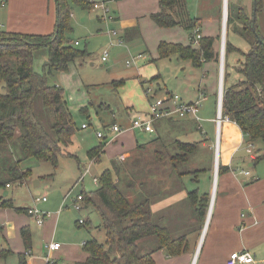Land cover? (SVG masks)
Instances as JSON below:
<instances>
[{"label": "trees", "instance_id": "1", "mask_svg": "<svg viewBox=\"0 0 264 264\" xmlns=\"http://www.w3.org/2000/svg\"><path fill=\"white\" fill-rule=\"evenodd\" d=\"M252 1H255L257 14L262 8V0ZM54 2L56 24L51 34L0 32V82L4 91L0 93V172L6 175L0 178V189L5 190L11 183L22 184L26 181L29 170L21 169V163L25 160L34 158L49 162L56 168L59 157H74L67 148L72 145L77 126L64 100L63 90L58 86H49L47 76L52 72H67L70 63L87 56L86 51L78 50L65 35L71 31L69 20L72 8L93 10L94 3L89 0ZM158 4L159 11L150 16L153 23L161 29L180 27L189 37L188 45L161 41L157 47L158 59L175 56L178 61H189L195 68L201 67L203 62H218V54L213 50L215 38L201 37L198 21L190 17L185 0H158ZM252 8L248 13L245 8L235 7L228 2L221 114L223 119L233 122L241 130L246 144L256 147L254 161L257 163L264 158V38L256 21L252 30ZM196 28L200 39L195 45ZM230 33L246 42L247 51L231 44ZM39 48L48 51L42 73L34 72L32 68L33 53ZM233 53L238 58L231 67L228 59ZM38 97L52 117L48 125L35 112L34 104ZM157 147L154 150L155 162L157 165L168 162L179 182V176L184 175H179V165L189 161L197 150V143H183L174 139L170 144L171 151L160 141ZM102 148L103 144H100L89 150V160L99 159ZM137 148L140 150L145 146ZM111 166L98 176L96 189L81 192L83 202L93 206L100 216L105 242L94 239L86 241L83 251L87 258L75 264H154L152 255L158 250H164L169 257L185 253V237H173L170 230L154 220L151 213V205L161 199L159 183H137L135 177H142L146 171L127 170L122 162L112 161ZM123 172L131 174L126 190L132 191L141 186L142 196L146 191L143 198L130 201L120 189L118 176ZM187 198L195 206L198 221L202 222L208 196H199L194 190L188 192ZM0 201V208H13L11 200ZM14 210L28 213V209ZM20 234L25 247H28V229L22 228ZM19 264H24L22 255H19Z\"/></svg>", "mask_w": 264, "mask_h": 264}, {"label": "rangeland", "instance_id": "2", "mask_svg": "<svg viewBox=\"0 0 264 264\" xmlns=\"http://www.w3.org/2000/svg\"><path fill=\"white\" fill-rule=\"evenodd\" d=\"M200 3H198L199 12L203 9ZM230 3L235 7L243 6L248 13L251 11L250 0H230ZM4 10L0 6V22L2 23L5 16ZM108 15L112 16L111 10ZM263 18L264 0H262L260 13L256 14V21H261ZM69 25L71 31L65 35V38L72 45L77 42L76 48L80 51H86L87 56L70 63L67 72L49 74L47 83L49 86H58L63 90L64 100L76 123L77 131L73 137L72 145L67 148V151L74 157H59L56 168L49 162L38 161L34 158L25 160L21 163V169L23 171L29 170V177L26 181L22 184L11 183L5 190L0 189V200L13 201V208L0 210V225H5L7 222L4 215L7 210L13 217L17 214L29 218L22 212H16L14 208L37 207L39 209L46 207L50 209L58 206L67 194L70 195L63 204L66 205V208L61 213L60 230H58L56 241L52 239L40 240L42 249H46V246L52 242H59L64 248L63 241L65 242L67 239L74 245L78 243L74 246V248L77 247V250L81 249L82 242L91 238H95L100 243L105 242V231L101 227L100 216L93 206L89 205L86 210L79 212L72 207L73 199L82 192L81 189L83 188L84 192L96 189L97 186L94 184L93 178H98L104 170L112 167L107 155H102L99 162H93L91 165L87 156L90 149L106 141L96 137L97 132L108 135V132L103 130V124L111 126L115 122L122 127L128 126L129 120L133 119L135 114L144 112L149 96L156 95L157 98H164L168 95L166 93H170L179 98L199 102L198 117L200 120L193 122V131L183 140L200 142L207 137H213L215 129L214 123H211L209 119L214 116L215 106H217L215 105L216 97L210 91V78H207L206 69L203 65L194 69L189 63L178 62L175 56L168 59H158L156 49L158 43L156 41L153 42L151 38L146 39V37V40L143 41L142 38H137L138 34L131 41H125L123 36L125 27L120 22L104 20L101 10H82L73 7ZM211 27L207 23L205 29L211 30ZM133 28L137 29V26L135 25ZM140 28L141 30L145 29V25H140ZM140 28H138L139 31ZM161 31H163L162 40L166 42L189 43L188 33L180 27ZM229 41L242 51L248 49L246 42L234 33L229 34ZM105 53H107L105 61H102ZM139 54L143 56V59L138 60ZM47 58L48 51L46 48H39L34 51L32 63L34 72H43V65ZM237 58L235 53L230 55L228 62L231 67L236 64ZM127 62L130 64L127 65ZM3 92V83L0 82V93ZM128 107L132 111L130 118L126 114ZM34 109L38 118L45 125L52 121L48 110L41 105L39 97L35 100ZM82 124H87L89 127L81 129ZM199 127H202L203 133H207L206 137L200 134ZM176 133V131H172L168 137H163L160 140V143L166 145L169 151H171L170 144L177 137ZM135 135L139 143L153 138L152 135L139 131H135ZM210 140L213 141L212 138ZM156 148H158L156 145L149 146V148L145 146V148L131 152L121 162L127 170L131 168V171L135 170V172L136 169L146 171L142 177H135L137 183L141 181L148 182L147 184L150 182L159 183L160 191H162H159L161 198H166L168 197L166 195H172L179 190V182L176 173L173 172L168 162L157 165L154 159ZM116 161L118 160L116 159ZM132 164L133 166H131ZM125 165H128L129 168ZM88 166L89 172L84 176L81 185L79 182L80 174H83ZM191 168L193 169L188 163L179 167V171L184 172ZM130 176L131 174L128 172H123L118 176L119 187L130 201H138L145 196L146 191L143 192V196L141 195L143 191L141 186H137L132 191H127L126 184ZM4 177L6 175L0 172V178ZM132 177L134 176L132 175ZM37 182L39 185H36ZM4 191L8 192L6 196L3 195ZM42 196H46V203L36 201ZM48 213L51 215L50 212ZM189 213L191 212L188 210L184 218L189 217L191 215ZM153 215L154 220L166 226L173 237H178L181 234H186L189 240L194 237L192 234L193 225H191L193 222L191 223L186 219L185 224L189 225L179 226V202ZM79 218L87 220L88 223L81 230H76L74 221ZM63 223L69 225L70 231L72 229L78 231L77 236L61 231ZM29 224L35 234H39L40 231L37 230L32 219ZM1 241L2 236L0 234ZM1 246L4 247L3 244Z\"/></svg>", "mask_w": 264, "mask_h": 264}, {"label": "crops", "instance_id": "3", "mask_svg": "<svg viewBox=\"0 0 264 264\" xmlns=\"http://www.w3.org/2000/svg\"><path fill=\"white\" fill-rule=\"evenodd\" d=\"M89 1L103 3L109 9V12L110 10L112 11V16L106 15L105 17L102 16V18L104 20L120 22L125 27L123 29L125 41H131L137 34V38H142L143 41L148 38H151L153 42L156 41L158 44L164 41L162 40L163 31H161L163 29L158 28L150 17L153 13L159 11L158 0ZM185 1L190 17L198 21L197 25L199 26L201 37L215 38L213 50L218 54V62H203L202 65L206 69L207 78H210V91L215 95V105L218 106L221 54H223V74L225 62V42L224 47L222 48L221 46L222 27L225 10L227 11L230 0ZM199 2H201L202 8L205 9L204 12L203 9L199 12ZM250 3L251 10L253 1L250 0ZM196 6L197 8H195ZM239 7L244 8L243 6ZM2 8L5 9V16L3 23L0 22V32L49 35L54 31L56 24V6L54 0H6V4ZM256 22L258 30L264 38V18ZM207 23L212 26L211 30H208L209 28L205 29ZM142 24L145 25V29L143 30L140 28ZM135 25L137 29L140 28V31L133 28ZM226 36L227 29H225V41ZM73 45L76 47L78 43L75 42ZM105 54L107 55V53ZM139 59H143V56L141 55ZM178 62L181 63V61ZM184 62L192 66L189 61ZM192 68L198 69L193 66ZM222 88L221 91L223 92ZM166 95L170 96L172 94L166 93ZM154 96L156 97V95ZM180 99L185 103L198 102L197 100L192 101L181 97ZM150 102L151 96H149L146 108L143 110L144 112L135 115H145ZM217 106H215L214 116L209 119L215 125L214 136L207 137L200 142L183 140L193 131L192 124L196 120L191 118L161 119L153 122V131L147 133L148 135H152L153 138L142 143L136 140L135 131L137 130H132L130 127L134 118L130 119L129 125L127 124L128 126L125 127L115 122L111 126L103 124V130L108 132V135L103 133L102 138L96 136L98 139L106 141L103 142L99 159L96 158L98 159L97 161L90 160V165L93 162H99L102 155L108 156L110 164L112 161H116V159L119 162L124 161L126 156L131 152L138 151L137 147L139 146H147L148 148L149 146H158V142L163 137H168L172 131L177 132L175 139L180 142L197 143L196 152L185 163H190L193 169L191 168L184 172L179 171V175L184 174L179 176V192L166 198H161L151 205V213L157 214L179 202V226L189 225L185 224L186 219L191 221V223L193 222L191 225H193L192 234L194 237L189 240L186 234H181L180 236H184L186 239L187 251L177 257H169L164 250H158L152 255L154 264H226L228 256L237 251H247L253 256L255 264H264V158L257 163H255V159L252 160L250 158V154L247 153L248 144H246L245 136L233 122L222 119L219 128L216 127ZM126 114L130 118L132 114L130 107L126 108ZM198 120H200L199 117ZM113 125L119 126L121 131L113 133L110 130ZM81 129L86 128L81 127ZM199 131L204 137L207 136L206 132H202V127H199ZM255 148L254 146L251 149V153L256 157ZM185 164H181L179 167ZM198 170L204 171L198 173ZM244 172H248V174H244ZM36 185H39V182ZM81 190L83 191L84 189L82 188ZM194 190H197L199 196H208V205L205 211V218L202 222L198 221L195 206L187 198L188 192ZM43 197L46 198V196H42L40 199L37 198L36 201L38 203H46L47 198L43 202ZM68 197L66 195L60 204L54 208L40 207V210L37 207L24 208L28 210L37 209L41 213H51L50 217L45 219L44 223L39 226L36 223L35 216L22 212L32 219L37 230L40 231L37 235L29 224L31 219L17 214L13 217L8 210L5 211L4 215L7 222L5 225H0V234L2 236L0 245L3 244L4 246L0 247V264H19V255L24 257V264H47L46 257L48 256L61 264H75L85 261L87 254L83 251V244L86 241L82 242V251H80L81 249L77 250V247L74 248L78 243L74 245L69 242V239L64 242L60 238L64 243V248L60 245L57 251L51 253L47 251L48 245L46 249H42V242H40V240L48 239L56 241L58 230H60L61 213L66 208V205L63 204L67 201L66 198ZM88 206V204L83 203L81 210H86ZM188 210L191 212L189 213L191 215L184 218ZM13 219L15 220L9 221ZM79 219L74 221L76 230H81L88 223L87 220H84V224L79 225ZM22 228H27L29 231L28 247H25L20 234ZM61 228V231L72 233V236H77L79 233L73 229L70 231V227L66 223H63ZM91 239L96 240L95 238Z\"/></svg>", "mask_w": 264, "mask_h": 264}, {"label": "built area", "instance_id": "4", "mask_svg": "<svg viewBox=\"0 0 264 264\" xmlns=\"http://www.w3.org/2000/svg\"><path fill=\"white\" fill-rule=\"evenodd\" d=\"M6 4V0H0V6L3 7ZM93 9L95 10H101V14L103 17L109 14V9L105 6L103 3H94ZM1 28V25H0ZM195 38L193 44H197V41L200 39L198 28L195 29ZM106 54L104 57H102V61L105 60ZM141 55H138V58H140ZM130 64L127 62V65ZM221 100H222V91L219 89L218 93V106H217V117L215 120L216 127L219 128L220 122L222 121V114H221ZM198 104L199 102H192V103H185L182 102V100L176 96V95H170L166 96L164 98H157L154 95L151 96V102L149 103L148 111L145 115L138 114L134 117L131 123V129L141 131L144 133H149L153 131L152 124L155 121L161 120V119H186L191 118L198 121ZM82 128H87V124H83L81 126ZM110 130L113 133H119L121 131V128L117 125H113ZM96 136L98 138L103 137L102 132H97ZM251 149H253V146L248 144L247 146V153L250 154V158L252 160L256 159V157L251 153ZM123 158V157H121ZM89 172V166L84 170L83 174H80L79 182L80 184L83 182V178L86 174ZM244 174H248V172H244ZM94 184L97 186L98 179L93 178ZM69 194H67V197ZM42 201L45 202L46 198L43 197ZM83 196L81 193L77 194L75 198L73 199L72 207L75 211H80L83 208ZM28 214H31L32 216L36 217V223L40 226L44 223L45 219L50 217V214L48 212L41 213L37 209H29ZM79 225L84 224L83 219L78 220ZM60 247L59 243H50L47 246L48 253L57 251ZM47 264H61L56 262L53 258L50 256L46 257ZM226 264H255V260L253 256L247 252V251H237L231 253L227 260Z\"/></svg>", "mask_w": 264, "mask_h": 264}, {"label": "water", "instance_id": "5", "mask_svg": "<svg viewBox=\"0 0 264 264\" xmlns=\"http://www.w3.org/2000/svg\"><path fill=\"white\" fill-rule=\"evenodd\" d=\"M226 20H227V11L225 10L224 14V21H223V27H222V36H221V46L224 47L225 42V29H226ZM255 20H256V12H255V1H253V8H252V19H251V27L252 30L255 29ZM258 41H261L260 38H258ZM222 78H223V54H221V60H220V90L222 85ZM222 102V101H221ZM4 196L7 195V192L5 191L3 193Z\"/></svg>", "mask_w": 264, "mask_h": 264}]
</instances>
